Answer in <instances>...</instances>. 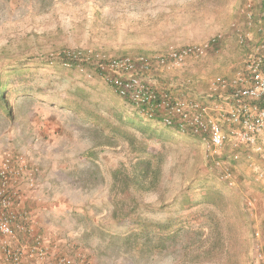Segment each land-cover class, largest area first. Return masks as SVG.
Instances as JSON below:
<instances>
[{"label":"rangeland","instance_id":"rangeland-1","mask_svg":"<svg viewBox=\"0 0 264 264\" xmlns=\"http://www.w3.org/2000/svg\"><path fill=\"white\" fill-rule=\"evenodd\" d=\"M240 2L0 0V86L9 80V66H36L28 84L15 86L25 95L10 98L12 116L0 109V153L24 152L39 167V186L25 206L52 244L81 254L85 264H253L256 226L264 244V189L248 165L249 160L262 164L263 158L243 154L231 161L241 190L229 189L199 139L163 142V125L143 115V122L130 128L119 121L138 114L129 100L93 68L81 71L57 59L65 50L153 57L222 35L206 56L145 76L159 91L208 103L211 83L232 77L245 63L234 26ZM78 86L91 93L103 119L130 129L158 155L162 174L154 190L117 191L115 170L130 164L136 147L127 137L108 140L110 131H97L60 105ZM248 198H256L257 205L246 214ZM118 200L122 209L115 219ZM138 216L156 229L142 233Z\"/></svg>","mask_w":264,"mask_h":264},{"label":"built area","instance_id":"built-area-1","mask_svg":"<svg viewBox=\"0 0 264 264\" xmlns=\"http://www.w3.org/2000/svg\"><path fill=\"white\" fill-rule=\"evenodd\" d=\"M237 21V20H236ZM238 45L245 52V63L232 77L220 78L210 86V102L177 98L159 91L145 76L155 69L183 65L190 58H201L218 48L223 38L184 48H171L167 54L107 56L71 52L74 56L93 59L103 78L123 98H128L147 120L161 117L165 125L182 123L185 130L199 137L206 158L221 170L220 179L229 189L241 185L231 161L258 155L264 161V0H241L238 21L234 24ZM70 52V51H67ZM70 54V53H69ZM70 66V64H66ZM81 71L85 66L78 65ZM228 148L230 160L222 155ZM255 183L264 189V163L249 160ZM39 167L24 152L0 153V253L4 264H85L81 254L62 251L44 235L26 199L39 186ZM256 198H248L249 211ZM253 264H264L262 232L253 230Z\"/></svg>","mask_w":264,"mask_h":264},{"label":"trees","instance_id":"trees-1","mask_svg":"<svg viewBox=\"0 0 264 264\" xmlns=\"http://www.w3.org/2000/svg\"><path fill=\"white\" fill-rule=\"evenodd\" d=\"M67 51L68 50L62 51L57 56V59L60 61V63L64 65L70 64V67H77L78 65L91 67L102 75V73L98 70L97 62L95 60L86 59L84 56L77 58L74 56V53ZM35 70V65L31 66L23 62L9 66V70L7 72L9 80H4L0 86V109L3 110L8 116H12L10 98L13 96L19 97L25 95V92L18 91L15 89V86L18 85L24 87L26 84H28L32 79V75H34ZM43 95L46 96L48 93L44 92ZM125 99L129 100L128 98ZM60 103L62 107L70 109L90 121L97 131L102 132L103 134H105L107 130L110 131V135L108 134L107 138L108 140L118 139L119 137H127L130 143L136 147L134 150L135 156L130 164H125L121 168L115 170L114 177L117 181L116 188L119 193H133L135 191L154 190L158 186L159 182L161 181L162 174L161 168L159 166L160 164L158 162V155L149 152L147 142L144 141L143 138L137 136L136 133H132L130 129L125 130L120 126H116L114 123L110 122V120L103 119L97 113L96 105L92 103V96L90 92L78 86L71 92V96L68 99L63 100ZM140 115L141 114L138 111V114L135 113L126 117L120 116L119 121H121L123 124H126L127 126H130V128L138 127L143 122V119ZM154 121L163 125L159 129V140L163 142L186 141L187 138L195 137L199 139V137L193 135L189 130H185L183 124L176 122V119L173 125L163 124L161 117L159 116H156ZM152 136H150V138H152ZM227 156L229 157L228 148L225 149L222 158L225 159ZM256 185L258 188L263 190V188L258 183H256ZM219 186L225 187L224 184H219ZM210 187L211 186H209V188ZM232 195L236 194L233 192ZM121 209L122 202L120 200L115 201V209L113 212V217H115V219L120 216ZM244 211L246 214L249 213V209H247L246 205L244 207ZM135 223L142 226V233L149 229H156L157 227V225L152 224L151 221L144 220L139 216Z\"/></svg>","mask_w":264,"mask_h":264}]
</instances>
